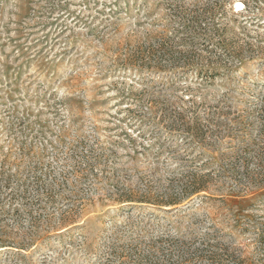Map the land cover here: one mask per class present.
Wrapping results in <instances>:
<instances>
[{
    "label": "rangeland",
    "instance_id": "1",
    "mask_svg": "<svg viewBox=\"0 0 264 264\" xmlns=\"http://www.w3.org/2000/svg\"><path fill=\"white\" fill-rule=\"evenodd\" d=\"M184 1L213 11L193 52L215 78L184 67L174 0H0V264H134L168 232L211 233L264 264V190L237 196L215 176L206 196L154 204L173 171L236 144L171 128L264 93V0Z\"/></svg>",
    "mask_w": 264,
    "mask_h": 264
},
{
    "label": "trees",
    "instance_id": "2",
    "mask_svg": "<svg viewBox=\"0 0 264 264\" xmlns=\"http://www.w3.org/2000/svg\"><path fill=\"white\" fill-rule=\"evenodd\" d=\"M174 1L172 16L179 25L175 34H182V42L193 48L192 52L188 51L183 56L184 67L187 71L197 69V73L202 78H215L219 75V67L212 63L202 65L198 69L199 59L196 52H193L196 51L194 48L199 42H209V34L213 32L210 31L208 22L214 16L213 11L204 9L197 3ZM236 57L241 60L240 62L243 61V56L236 55ZM169 58H174L172 53L169 54ZM221 66L230 68L227 64ZM225 108L228 110L224 111ZM205 122L207 123L202 122L201 114L195 108L191 119L182 124V129L171 128V130H181L188 142L195 138L202 140L208 133H212L220 141L230 140V143H236L231 147L233 155L225 159L224 156L227 154H223L219 163L202 166L191 164L186 165L178 173L173 171L167 188L171 197L167 201L162 198V201L154 203L155 205L175 206L181 204L184 198L200 196L202 193L206 196L209 182L215 176L226 177L233 181L237 188L235 191L237 196L245 197L254 191L264 190V93L261 98L253 101L242 111H233L225 102H219L215 109L207 114ZM254 132L256 137H253ZM177 175L180 179L173 181ZM121 198L127 202H134V197L130 194H123ZM16 211L18 212L17 209ZM230 247V244L207 232L203 235L188 236L168 232L151 237L144 247H137L133 262L134 264H244V260L240 259L241 256L230 252Z\"/></svg>",
    "mask_w": 264,
    "mask_h": 264
},
{
    "label": "bare ground",
    "instance_id": "3",
    "mask_svg": "<svg viewBox=\"0 0 264 264\" xmlns=\"http://www.w3.org/2000/svg\"><path fill=\"white\" fill-rule=\"evenodd\" d=\"M239 6L241 5V4H238Z\"/></svg>",
    "mask_w": 264,
    "mask_h": 264
}]
</instances>
